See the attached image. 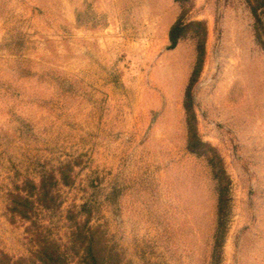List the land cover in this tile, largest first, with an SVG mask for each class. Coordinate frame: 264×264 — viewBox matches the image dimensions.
<instances>
[{
  "label": "rangeland",
  "instance_id": "1",
  "mask_svg": "<svg viewBox=\"0 0 264 264\" xmlns=\"http://www.w3.org/2000/svg\"><path fill=\"white\" fill-rule=\"evenodd\" d=\"M0 264H264V0H0Z\"/></svg>",
  "mask_w": 264,
  "mask_h": 264
},
{
  "label": "trees",
  "instance_id": "2",
  "mask_svg": "<svg viewBox=\"0 0 264 264\" xmlns=\"http://www.w3.org/2000/svg\"><path fill=\"white\" fill-rule=\"evenodd\" d=\"M180 24L178 23V24H176L173 28H172V30H171V32H170V39H171V41H172V46L174 47V46H176L177 45V43H178V41H179V39H180V34H181V32H182V30L180 29Z\"/></svg>",
  "mask_w": 264,
  "mask_h": 264
}]
</instances>
